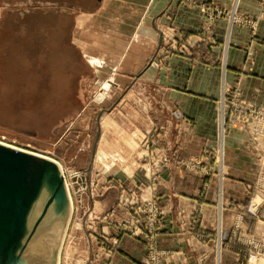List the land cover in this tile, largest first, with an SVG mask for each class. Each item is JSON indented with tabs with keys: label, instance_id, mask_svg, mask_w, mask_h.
Here are the masks:
<instances>
[{
	"label": "rangeland",
	"instance_id": "1",
	"mask_svg": "<svg viewBox=\"0 0 264 264\" xmlns=\"http://www.w3.org/2000/svg\"><path fill=\"white\" fill-rule=\"evenodd\" d=\"M240 2L233 0L230 8L190 2L198 6L203 18L200 33L208 36L205 40L200 39V45L206 44L209 49L216 44L210 37L218 20H228L230 26H250L253 30L259 27L253 22L257 20L242 12ZM94 5L90 0H0V142L53 159L62 167L64 180L70 185L73 208L60 249L59 264H106L105 254L119 251L121 237L144 242L145 264H172L170 252L157 247V236L163 229V213L167 209L164 206L167 195L164 173L168 171V175L177 179L182 176L198 179L201 183L197 194L205 197L210 188L209 180L216 173L224 178V145L229 128L249 129L256 177L247 187L248 206L237 209L252 215L257 207L264 206V108L245 103L236 90L231 97V90L224 87L219 98L217 114L220 115L221 130L215 148L209 147L207 142L200 153L188 154L185 141H179L183 145L179 146L174 140L172 148H166L164 155H158L152 150L160 140L156 134L160 126L153 119L158 110L152 103L155 93L149 88H139L135 108L144 124L142 133L132 131L131 137L115 139V142H109L107 136L102 141L97 140L102 131L117 134L116 125L108 117L111 112H107L111 108L116 113L115 109L120 105L114 106L117 91L108 90L102 103L100 94L103 91L96 87V78L95 83L93 81L91 63L84 57L81 47L70 39L78 19L77 12L92 11ZM260 5L263 15L264 0H260ZM71 11H75L73 15ZM191 40L185 38L166 43L152 64L160 65L164 56L189 54L198 45L193 47ZM106 117L111 126L103 124L102 118ZM108 145L114 153L103 152ZM123 149L130 152L132 161L126 162ZM115 153H121V163L117 162L119 158ZM102 155L108 157L106 161ZM129 163L137 169L139 180L131 188L124 189L116 203L115 208L118 205L128 209L126 218L115 221L112 218L109 223L114 208L104 212L99 207L100 192L107 185H97V182L93 186L94 173L99 170L116 174L124 168L129 172ZM94 189L99 193H94ZM200 207L199 204L194 209L192 217L199 214ZM106 222L117 229L118 236L112 240L102 234ZM60 225V219L50 212L28 244L21 264H54L61 239ZM234 230L227 239L224 237L225 240H222L225 233L220 229L216 234L207 233L201 237L216 241L221 255L226 249H235V253L242 256L239 261L246 264L254 251L248 246L249 241L264 240V236L244 232L237 225Z\"/></svg>",
	"mask_w": 264,
	"mask_h": 264
},
{
	"label": "crops",
	"instance_id": "2",
	"mask_svg": "<svg viewBox=\"0 0 264 264\" xmlns=\"http://www.w3.org/2000/svg\"><path fill=\"white\" fill-rule=\"evenodd\" d=\"M90 1L95 4L94 10L77 12L78 19L70 39L81 47L84 57L90 61L93 81L95 83L96 78V87L103 91L100 94L102 103L107 91L112 89L118 95L114 106L120 104L116 113L111 108L107 110L111 112L108 117L116 125L117 134L102 131L97 140L102 141L107 136L109 142H115V139L131 137L132 131H142L144 124L135 108L139 88H149L155 93L152 103L158 110L153 119L160 126L156 130L160 140L152 150L158 155L172 148L174 140L179 146H183L179 141H185L188 154L200 153L207 142L209 147L215 148L220 129L219 98L224 87L231 90V97L236 90L245 103L264 108V14L260 13V0L240 2L242 12L257 20L253 21L259 24L256 30L250 26H230L228 20H218L210 37L216 44L209 49L206 44L200 45V39L208 36L200 33L203 18L198 6L190 2L230 8L233 0ZM74 12L71 11L72 15ZM163 14L166 17H162ZM185 38H192L190 44L194 47L197 43V49L192 48L189 54L182 56H164L160 65L152 64L162 46ZM109 119L102 118L103 124L111 126ZM250 136L249 129L229 128L224 145V178L216 173L209 180L210 188L203 198L197 194L201 183L198 179L191 176L177 179L168 175V171L164 173L167 178L164 206L167 209L163 213V229L158 233L157 247L170 252L172 264H242L239 261L242 256L235 253V249H226L221 255L219 244L201 235L216 234L220 229L225 233L222 236L225 240L237 225L244 232L264 236V206L257 207L252 215L237 209L248 206L247 187L256 177ZM121 151L125 153L126 162L133 160L128 150ZM103 152L112 154L114 150L108 145ZM115 155L121 163V153ZM101 158L106 161L108 157L102 155ZM127 167L129 172L124 168L116 174L99 170L94 173L93 186L97 182V185H107L100 192L99 207L104 212L114 208L109 223L112 218L114 221L126 218L128 209L118 205L115 208L116 203L122 191L139 180L133 164ZM94 193L98 194V189ZM199 204V214L192 217ZM103 225L101 231L105 237L112 240L118 236L114 225L107 222ZM119 240L118 252H107V258L103 253L106 264H145L143 241L130 237Z\"/></svg>",
	"mask_w": 264,
	"mask_h": 264
},
{
	"label": "water",
	"instance_id": "3",
	"mask_svg": "<svg viewBox=\"0 0 264 264\" xmlns=\"http://www.w3.org/2000/svg\"><path fill=\"white\" fill-rule=\"evenodd\" d=\"M71 205L56 161L0 142V264L23 263L28 244L52 211L61 222L58 264Z\"/></svg>",
	"mask_w": 264,
	"mask_h": 264
},
{
	"label": "built area",
	"instance_id": "4",
	"mask_svg": "<svg viewBox=\"0 0 264 264\" xmlns=\"http://www.w3.org/2000/svg\"><path fill=\"white\" fill-rule=\"evenodd\" d=\"M248 246L254 248V251L249 255L246 264H264V240L249 241Z\"/></svg>",
	"mask_w": 264,
	"mask_h": 264
},
{
	"label": "bare ground",
	"instance_id": "5",
	"mask_svg": "<svg viewBox=\"0 0 264 264\" xmlns=\"http://www.w3.org/2000/svg\"><path fill=\"white\" fill-rule=\"evenodd\" d=\"M2 144H4V145H7V144H5V143H2ZM62 168V167H61ZM68 182H66V180H65V184H66V188H67V190H68V193L70 192V185L69 184H67ZM69 195H70V193H69ZM71 197V196H70ZM70 199H72V198H70ZM255 204H256V202L254 201V203H253V208H255L254 206H255ZM72 205H71V210H70V212H72ZM70 217H71V213H70ZM69 220H70V218H69ZM61 254V253H60ZM60 254H59V260H58V264H59V261H60Z\"/></svg>",
	"mask_w": 264,
	"mask_h": 264
}]
</instances>
